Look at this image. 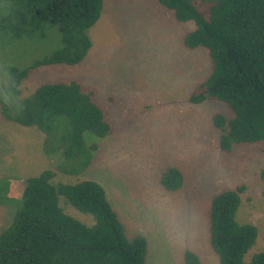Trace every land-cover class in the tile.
I'll list each match as a JSON object with an SVG mask.
<instances>
[{
    "label": "rangeland",
    "instance_id": "374dc122",
    "mask_svg": "<svg viewBox=\"0 0 264 264\" xmlns=\"http://www.w3.org/2000/svg\"><path fill=\"white\" fill-rule=\"evenodd\" d=\"M193 21H178L157 0H103L99 19L89 28L92 41L77 64L38 67L22 83V95L46 81L78 80L93 88L112 126L97 137V150L78 174L59 167V152L44 149L43 132L5 119L0 108V230L21 204L24 179L49 168L52 182L98 181L126 226L129 237L147 240L145 264H183V251H195L202 264H219L209 242L208 207L211 197L244 185L236 211L239 223L257 228L246 252L264 249V196L259 177L264 168V143L218 145L217 112L232 111L218 99L192 103L189 94L211 70L204 47L183 44ZM56 28L47 35L15 40L0 50V68L24 67L58 48ZM177 166L182 186L165 189L163 168ZM67 212L87 221L73 206Z\"/></svg>",
    "mask_w": 264,
    "mask_h": 264
},
{
    "label": "trees",
    "instance_id": "16d2710c",
    "mask_svg": "<svg viewBox=\"0 0 264 264\" xmlns=\"http://www.w3.org/2000/svg\"><path fill=\"white\" fill-rule=\"evenodd\" d=\"M178 21H193L185 33L188 48L204 47L211 70L189 94L192 103L218 99L231 117L217 112L218 145L264 143V0H157ZM103 0H0V50L22 38L47 35L56 28L58 48L28 65L0 68V108L5 119L43 132L44 149L59 152L63 172L78 174L90 164L97 137L111 133L105 110L93 88L78 80L42 82L22 95V83L44 65L80 63L92 45L89 28L99 19ZM43 169L24 179L21 204L0 230V264H145L147 240L129 237L103 186L93 179L53 183ZM259 177L263 182L264 168ZM160 184L169 191L184 181L174 165L162 169ZM245 186L214 194L208 207L209 242L219 264H264V249L244 256L257 228L239 223L236 211ZM73 206L87 221L67 212ZM183 264H202L185 247Z\"/></svg>",
    "mask_w": 264,
    "mask_h": 264
}]
</instances>
